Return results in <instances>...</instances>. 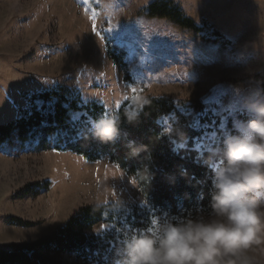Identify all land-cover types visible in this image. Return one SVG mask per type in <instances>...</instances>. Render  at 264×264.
Here are the masks:
<instances>
[{
	"label": "rangeland",
	"instance_id": "374dc122",
	"mask_svg": "<svg viewBox=\"0 0 264 264\" xmlns=\"http://www.w3.org/2000/svg\"><path fill=\"white\" fill-rule=\"evenodd\" d=\"M152 1L0 0V123L18 117L32 94L64 86L109 112L137 97L199 100L232 130L246 118L248 89L264 88V0H172L199 31L147 16ZM118 41L136 50L134 63ZM113 193L148 207L136 179L108 157L33 151L11 138L0 148V248L45 236L82 206L114 202ZM246 255L264 264V242Z\"/></svg>",
	"mask_w": 264,
	"mask_h": 264
},
{
	"label": "trees",
	"instance_id": "16d2710c",
	"mask_svg": "<svg viewBox=\"0 0 264 264\" xmlns=\"http://www.w3.org/2000/svg\"><path fill=\"white\" fill-rule=\"evenodd\" d=\"M146 15L199 31L172 0L150 2ZM112 55L113 62L126 66ZM134 99L109 112L98 102H83L76 90L56 86L32 94L28 107L18 117L0 123V148L14 138L33 151H70L89 160L106 156L136 179L148 202L145 208L122 203L116 209L114 202L82 206L51 233L0 248V264H67L63 254H75L96 264H113L114 251L124 232L147 227L157 213L210 211L211 173L202 159L222 138L220 119L199 100L158 96L145 98L149 102L140 106L139 120L129 123L125 111L136 107ZM102 114L118 118L121 131L113 142H100L89 133L90 121ZM128 140L144 145L145 151L131 157L125 146ZM181 170L187 171L185 178ZM99 224L111 226L96 233L93 229Z\"/></svg>",
	"mask_w": 264,
	"mask_h": 264
},
{
	"label": "clouds",
	"instance_id": "9594fccd",
	"mask_svg": "<svg viewBox=\"0 0 264 264\" xmlns=\"http://www.w3.org/2000/svg\"><path fill=\"white\" fill-rule=\"evenodd\" d=\"M148 102L135 98L136 107L125 111L127 121L137 122L140 106ZM243 107L246 118L234 120L232 130L223 128L222 138L202 159L211 173L210 211L165 212L153 216L147 227L125 231L113 264H251L247 250L264 242V88H249ZM120 131L114 116L102 114L90 121L91 138L100 142H113ZM125 146L131 157L145 151L132 140ZM180 175L185 178L187 171ZM112 196L113 207L120 209L123 201Z\"/></svg>",
	"mask_w": 264,
	"mask_h": 264
},
{
	"label": "snow or ice",
	"instance_id": "6c2138e0",
	"mask_svg": "<svg viewBox=\"0 0 264 264\" xmlns=\"http://www.w3.org/2000/svg\"><path fill=\"white\" fill-rule=\"evenodd\" d=\"M120 43L123 44L124 47H128V51H129V56H128V60L129 63H134L135 60V55H136V50L134 48L129 47L127 44H125L124 42L118 41ZM133 91H135V89H133ZM217 103H219V101H217ZM228 109L225 107L221 108V112L223 111H227ZM198 122V121H197Z\"/></svg>",
	"mask_w": 264,
	"mask_h": 264
}]
</instances>
